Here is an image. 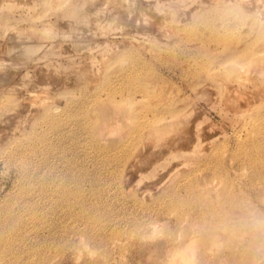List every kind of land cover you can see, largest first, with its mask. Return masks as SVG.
Wrapping results in <instances>:
<instances>
[{
    "label": "rangeland",
    "instance_id": "rangeland-1",
    "mask_svg": "<svg viewBox=\"0 0 264 264\" xmlns=\"http://www.w3.org/2000/svg\"><path fill=\"white\" fill-rule=\"evenodd\" d=\"M0 264H264V0H0Z\"/></svg>",
    "mask_w": 264,
    "mask_h": 264
},
{
    "label": "bare ground",
    "instance_id": "bare-ground-1",
    "mask_svg": "<svg viewBox=\"0 0 264 264\" xmlns=\"http://www.w3.org/2000/svg\"><path fill=\"white\" fill-rule=\"evenodd\" d=\"M87 131V134L89 135V137H91L92 138V136L90 135V133H89V130L87 129L86 130ZM91 138H90V140H91ZM92 142H95L93 139L91 140ZM98 143V142H97ZM127 144V143H126ZM51 190H53V189H51ZM54 191V190H53ZM52 192V191H51ZM48 193V192H47ZM53 193V192H52ZM50 194V193H49ZM51 200V199H50ZM51 203V202H50Z\"/></svg>",
    "mask_w": 264,
    "mask_h": 264
}]
</instances>
